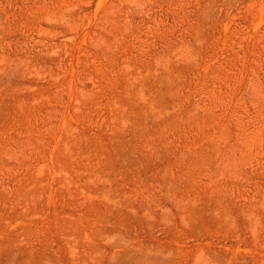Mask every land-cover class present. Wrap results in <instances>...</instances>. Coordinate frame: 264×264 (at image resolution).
I'll list each match as a JSON object with an SVG mask.
<instances>
[{"label":"rangeland","instance_id":"1","mask_svg":"<svg viewBox=\"0 0 264 264\" xmlns=\"http://www.w3.org/2000/svg\"><path fill=\"white\" fill-rule=\"evenodd\" d=\"M0 264H264V0H0Z\"/></svg>","mask_w":264,"mask_h":264}]
</instances>
